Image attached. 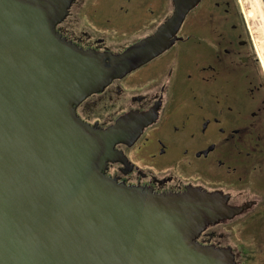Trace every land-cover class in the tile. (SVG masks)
Returning <instances> with one entry per match:
<instances>
[{
	"label": "water",
	"instance_id": "water-1",
	"mask_svg": "<svg viewBox=\"0 0 264 264\" xmlns=\"http://www.w3.org/2000/svg\"><path fill=\"white\" fill-rule=\"evenodd\" d=\"M68 2L0 0V264H235L229 247L194 241L236 212L222 195L105 176L128 120L94 129L73 107L168 47L197 0H173L157 31L119 54L55 33Z\"/></svg>",
	"mask_w": 264,
	"mask_h": 264
},
{
	"label": "flooded vegetation",
	"instance_id": "flooded-vegetation-1",
	"mask_svg": "<svg viewBox=\"0 0 264 264\" xmlns=\"http://www.w3.org/2000/svg\"><path fill=\"white\" fill-rule=\"evenodd\" d=\"M226 1L197 0L168 47L73 107L94 129L128 120L133 135L114 144L105 176L156 193L222 195L236 212L194 241L232 251L214 228L264 218V84ZM174 10L173 0H69L54 31L81 50L119 54Z\"/></svg>",
	"mask_w": 264,
	"mask_h": 264
},
{
	"label": "rangeland",
	"instance_id": "rangeland-1",
	"mask_svg": "<svg viewBox=\"0 0 264 264\" xmlns=\"http://www.w3.org/2000/svg\"><path fill=\"white\" fill-rule=\"evenodd\" d=\"M226 2L228 4L225 14L228 17V23L230 27L235 25L233 31L237 33V36L240 35L242 39L248 41L249 50L256 61L255 67L264 84V51L260 30L263 28L261 17L255 10L254 0H227ZM213 232L224 235L221 242L232 248L235 264H264V218L253 219L243 225H240L237 220L229 225H219Z\"/></svg>",
	"mask_w": 264,
	"mask_h": 264
},
{
	"label": "bare ground",
	"instance_id": "bare-ground-1",
	"mask_svg": "<svg viewBox=\"0 0 264 264\" xmlns=\"http://www.w3.org/2000/svg\"><path fill=\"white\" fill-rule=\"evenodd\" d=\"M252 3V2H251ZM254 3H255V7H256V13L257 14H259L260 15V17H261V21H262V28L263 29H260L261 30V37L263 38V41H262V43H263V45H262V50L264 51V9H263V6H262V3H261V1L260 0H254ZM259 17V18H260ZM260 36V35H259ZM257 46H259V45H257ZM261 46V45H260ZM260 48V47H259ZM263 63V62H262ZM264 65V64H263Z\"/></svg>",
	"mask_w": 264,
	"mask_h": 264
}]
</instances>
